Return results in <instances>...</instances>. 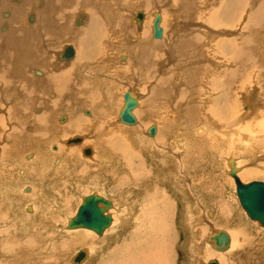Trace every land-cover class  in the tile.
I'll use <instances>...</instances> for the list:
<instances>
[{
	"label": "bare ground",
	"instance_id": "obj_1",
	"mask_svg": "<svg viewBox=\"0 0 264 264\" xmlns=\"http://www.w3.org/2000/svg\"><path fill=\"white\" fill-rule=\"evenodd\" d=\"M114 1L121 8V11L133 9V6L137 4L136 1H138V7L143 9L142 11L133 12L131 19L135 25L132 23V30H130L129 20L125 15L118 14L114 4L111 2L103 3L104 1L102 0H0V115L7 116H0V143L4 147L1 151L4 159L6 158V161L3 160L6 162V166L4 165L0 168V171H2V173L0 172V183L3 182L6 185L7 191L10 192L11 196L12 194H17L16 196L22 198L21 200L24 201V203L22 202V207L25 204L24 211L28 218L24 221L23 214H21L22 217L11 215L9 224L5 225L1 222V219H3L1 218L0 246L3 247L4 238L11 236L22 237L21 235H24L32 237L30 240L28 238L29 242L26 240V243L19 245L21 248L19 251L23 253L21 257L23 258L22 264H33L29 263L28 260L34 257V252L31 248H27L28 245L29 247L31 246V241L34 242L32 234L34 233L32 230L34 227L32 225L38 220L34 221V218L31 220V217L35 215L41 216L39 218L40 222L42 221V224L39 222L40 226L45 225L47 222L51 225V228H54V219L58 213H63L62 208H65L72 201L71 196L67 194V198L63 199L62 204L52 201V195L48 193L45 186L49 183L48 177L51 176L44 175V178H42L39 174L42 170L48 175L51 171H54V167L51 166L54 163L53 159L55 161L56 159L62 160L61 165L64 164L63 167H67V169L75 168L74 160L79 158L78 153L75 151L76 149L80 156L88 157L85 160H89L90 163H99V168H96L97 165H95L93 171L87 172L90 176L86 175L89 176L88 178L96 175L94 182L90 184L96 191L92 192L91 195L101 196L111 203L106 215L111 216L112 223L102 235H98L89 229H69V222L73 217L68 218L61 227L51 230L54 237L49 233V240H47L45 247L38 249V258L39 256L42 257V255L50 256L54 254L51 259H55L54 264H57V258H61L62 254H64L63 252L69 246H78L80 249L72 256L68 255L61 264H68V262L69 264H94L100 252H105L106 250L108 251L100 259L99 264H170L173 263L172 257L175 259V254L172 242L165 244V238L169 236V229L163 222V208L165 200H167V197L165 198L166 195L163 196L165 193L163 190V167L167 169V172L169 171L164 176V179L169 184L168 188H172V194H174V197L176 196V199H179L183 197V194H187L184 182L188 181V185H192L195 188L199 184V182L196 183L197 180H191L190 177L194 178V174L197 173L194 172V169H197L199 163L194 161L198 154H194L200 151L197 145L207 143L208 139L206 140V137H203L204 135L209 134L212 137H217L214 140L219 141H223V136H239V140L243 141H240L237 145L234 144L236 146L231 153L243 154L251 151L249 152V157L255 158L258 157L259 150H264V141H262L264 138L261 140V136L256 137V133H262L264 137V87L255 85L264 83V0H217L216 4L218 6L215 3L209 6L210 11L202 7L203 10L207 9L208 13L205 11L206 14L200 9L199 5L203 6L207 1L212 4L210 3L212 0H177L175 2L177 11L185 21L182 24L180 23L178 30L174 34L177 41H166L168 39H166V27L163 25L164 15L161 12L155 13L153 19L147 20V14L151 16L163 0ZM167 1L173 3V0ZM169 6H171L170 8L173 7V5ZM69 11L70 13H76L72 19L70 13H68ZM203 19H205L204 23ZM156 20H158V36L155 31ZM109 32H113L116 35L119 32V37L123 41H135V43L138 41L135 44L136 46H134V50L130 53V58L137 65L134 70L135 75L133 74L131 77V82L135 81L139 87H145L142 83L148 82L147 80L150 81L152 79L155 82L152 86L153 88L151 87L152 89L148 90V93L154 92V95H150V106H153L152 103H157L156 108L159 109V102L156 99L163 96L168 100L169 104L172 102V104L176 103L178 106L175 108V110L178 109L176 114L170 115L168 111L169 117L166 116L165 125H159V122L152 120L149 114L142 115V111L139 112L144 101L143 93L141 94L137 90H129L123 95V102L120 105L118 104L119 106L117 107L114 97L110 96L114 86L109 85L107 88L103 80H93L92 74L88 76V72L83 74V71L80 70L76 76L71 73L79 65L76 66L74 61L78 58L77 44L82 42V36L86 38L84 42L87 43ZM133 32H135L134 36H132ZM149 38H153L154 41H149ZM68 39L74 41V43L72 42L74 45H70L68 42L62 44L60 49V46L57 47L58 49L54 48ZM170 42H173V45ZM68 47L73 49V55L70 57L64 55ZM42 48H45V50H42ZM207 51H211L212 56L209 55L208 57L207 54L209 52L207 53ZM155 53L168 55L169 61L170 59H176V62L172 64H179L180 71L183 70L182 66H186L184 74L191 77L188 78V84L182 83L181 80L178 81L179 76L172 75L174 71H172L171 61L168 63L167 60L163 59V63L159 61L160 64L155 61V56H153ZM123 60L126 62L128 57ZM165 61L168 64L164 65ZM151 65L152 67L156 65V75H152ZM98 67L95 66V70L98 71ZM96 75L98 74L96 73ZM79 76H83L82 80H80L81 82H78L79 79L76 78ZM119 76L118 73L117 77ZM88 78L93 84L90 87L87 86L86 82ZM124 78V76H120V79ZM174 79H176V82H173ZM95 86H98L100 90L107 89L109 96L98 101L96 97H98L97 93L100 92L98 87L95 88ZM43 90L44 92L42 93ZM174 90H177L176 94ZM186 90H195L193 95L195 98L187 97L186 101L183 102L179 95ZM127 93L136 102V107L132 111L136 122L132 125L123 123L120 117L121 112L125 108V95ZM48 94L50 99H45L42 102L44 105L41 107L38 102ZM86 95H93V104L87 99L84 100V103L80 102L81 96L86 98ZM74 96L80 101L75 102V98L71 99ZM183 98L185 97L183 96ZM4 99L5 104H2ZM65 100H69L70 105H65ZM242 101L246 103L243 108H241L243 106ZM73 103L80 104V113L82 112L85 117L74 115L70 112H61L72 106ZM2 106L9 108L8 112H5L1 108ZM48 106L53 108V110L59 108L60 112L49 111L45 114L44 109L48 110ZM209 106L217 111L215 109L214 111H207L206 107L209 108ZM34 107L36 109L33 113L31 111ZM244 108H246V111ZM156 111V113L160 112V110ZM111 117L118 118L119 123L124 127H118L116 132L110 129V122L113 119ZM144 123L149 126L143 129L144 133H142L141 128H144ZM161 126H164V129ZM153 127L155 128L154 134L150 132ZM85 131L90 132V136L87 135L88 133L84 134L86 133ZM114 134L119 137L114 138ZM46 136L53 139L46 146V150L50 149L51 152L47 151L46 156H41L43 151L42 143ZM109 137L113 138V140L125 141L120 150L122 156L118 157V160H109L108 156L113 155V141L109 140ZM56 139L57 143H55ZM78 139L80 140L79 142H70ZM198 139L200 140L197 142ZM97 141L102 142V146H100L103 151L98 150ZM127 141L131 149L139 150L138 154L130 152V147L126 146ZM193 141L196 142L193 143ZM249 141L256 143V145L249 147L250 145L248 144L249 146L247 147L246 143ZM227 142H221L223 147L226 145L222 148L224 151H229V145L225 144ZM61 146L65 147L64 151H70L68 155L66 152V154L63 153ZM208 147L210 146L208 145ZM86 150L91 151V153L87 154ZM31 152L36 155H30ZM206 152L208 153V151ZM126 154H130L133 158ZM140 154L147 159L149 158L152 161L151 163L153 161L160 163V170L156 166L152 169H146V158L145 160L142 159V161L139 160L138 156L140 157ZM127 158L130 159L127 160ZM46 159L48 164L50 163L49 165H44V160L46 161ZM238 159V156L234 154L224 159L228 167L224 173L227 177H224L229 178L228 180L233 183L235 191L236 183L230 175L233 166L237 171V176L243 183H245L244 179L247 176L256 174L264 177V169L261 168V171L253 170L254 168L247 171L246 168V172H244L245 168H240ZM5 162L1 164H5ZM7 163H11L13 166H9ZM42 165L45 167H42ZM108 165H111L110 168ZM32 166L35 168L30 170L29 167ZM83 168L87 169V171L91 170L90 166ZM63 170L65 169L62 168L57 172L60 173ZM108 170L112 173V176H110L112 177L111 187L108 180L99 181L98 178L99 174L105 176ZM8 171L13 173L11 179L5 175ZM180 172L183 175L179 178L177 174ZM14 173L22 180L19 188L11 186L14 180L18 178L15 177L16 175L14 176ZM53 175L56 177L55 174ZM35 179H38L42 186L39 187ZM55 179L58 178H53L50 182L52 186L57 183V181H54ZM35 182L37 183L36 185L34 184ZM63 182L67 181L63 180ZM27 183L33 185H27ZM116 183H119V187L115 186ZM127 186V190H132L133 192L135 190L133 187L138 188L137 194H144L146 197L145 202L147 201L146 205L141 208V214L136 218L137 223L132 224V226L128 225L132 221V213L127 214L128 212L124 206V209L121 210L120 205L122 203L102 195L109 188L113 190L114 187L116 189L118 187L119 190V188ZM197 188L199 189V185ZM214 190L216 191V189ZM195 191L191 190L195 197L194 203L197 204L200 196L197 197L195 194L197 191ZM130 193L128 192L127 196ZM217 194L219 195V193ZM6 196L9 197V195ZM85 197L81 198V203L78 205L75 216ZM220 197L218 196L217 199L222 200L223 197L221 199ZM35 198L38 199L36 200ZM33 199H35V202H32ZM129 199L126 197L123 204H127ZM237 200L239 202V199ZM10 203L12 206L14 201L12 200ZM46 203L48 205H44ZM190 204L192 205L193 202L190 203L189 201L187 203V209L191 207ZM60 205L62 206L60 207ZM203 205L205 204L203 203ZM35 206H37V209H43L42 215H38ZM134 206L130 205L129 207L134 210ZM218 206L220 207V205ZM209 211L208 214H211L212 217L214 213L211 209ZM243 211L245 212L244 209ZM245 214L248 216L246 212ZM223 215L221 216L223 217ZM247 218L251 220L253 226L262 227L258 221ZM29 220L33 222L31 223ZM26 221L31 224H27L28 222ZM15 223H17L18 227L20 223L22 225V229L19 227L22 231L20 230V234L17 235L18 227L15 226ZM188 223L187 219L184 222V228L192 232V225H194L195 221L190 226L187 225ZM13 226L15 227L13 228ZM219 226L220 224L216 228H221ZM42 228L41 231L46 232L45 228H43L44 230ZM262 228L264 229V227ZM36 231L34 235L38 233ZM212 231L208 238L209 246H206V252H210L209 248L210 250L212 248L217 253L219 252L218 254H229L236 246L234 234L222 229H216L213 233ZM217 238L222 239L221 245L218 243ZM107 245L108 248H105ZM19 246L13 248L16 249ZM1 249L3 250V248ZM8 249L11 250L12 247ZM80 251H84L86 257L80 263H76L74 259ZM197 251L199 252L198 248L194 249L191 246L189 251L186 252L188 257L187 264H198L195 254ZM210 255L214 254L211 253ZM45 259L47 260L46 257ZM51 259H49L48 263L53 264ZM46 260L45 262L41 261V263L48 264ZM1 261L5 263V260ZM32 261H35L34 264H39L38 262H40L35 257ZM211 263L223 264L218 258H210L203 264Z\"/></svg>",
	"mask_w": 264,
	"mask_h": 264
},
{
	"label": "rangeland",
	"instance_id": "obj_2",
	"mask_svg": "<svg viewBox=\"0 0 264 264\" xmlns=\"http://www.w3.org/2000/svg\"><path fill=\"white\" fill-rule=\"evenodd\" d=\"M102 1H104L103 3H108V2L113 3L115 10H117V13L125 15V17L129 20L130 30H132V26L131 25H132V23H134L133 20L131 19L133 12L137 11V10H141V11L143 10L142 8L138 7V1H136L137 4H135V6H133V9H131V10L127 9V11L126 10L121 11L120 10L121 8H119V6L115 4L114 0H102ZM176 1L177 0H173L172 1L173 3H170L167 0H163V2L158 6L159 8L157 7L155 9V11L152 13L151 16L149 14H147V17H148L147 20H149L151 18L153 19V15L155 13L157 14V13L161 12L164 15L163 16L164 17L163 25L166 27V33H167L166 39H168L166 41H177V38H176V36L174 34L178 30V27H179L180 23L182 24V23L185 22L184 19H182L181 15H179V12L177 11V7H176L177 4L175 3ZM216 2H217V0L216 1L212 0V2H210L212 4H209L208 1H207L206 4H204L203 6L199 5V7H200L201 10H203V8H207L208 11H210L209 6L213 5L214 3L216 4ZM169 5H173V7L170 8L171 6H169ZM216 5L218 6V4H216ZM206 10H203V11L205 12ZM206 12L204 14H206ZM68 13H70V11ZM70 15H71V19H72L76 15V13H70ZM203 20H204L203 21V23H204L205 19H203ZM134 25H135V23H134ZM134 28H135V26H134ZM180 28H182V27H180ZM117 35L113 34V32L104 33V35H102L101 37L99 36L100 38H96L95 40L89 41L87 43L84 42L86 40V38L82 36V42L77 44L78 58L74 61L76 63V66L78 64L79 65L74 70L72 69L73 70V71L71 70L72 72L71 71H68V72L73 73L74 76H76L77 73L80 70L83 71V74H86V72H88V76H89V74H92L91 76H93L92 77L93 80H99V79L103 80L105 82V85L107 86V88L109 87V85L110 86H114V90L112 91V93H111L112 95H110V96L114 97V102L116 103V104L115 103L114 104L117 107L123 102V95L126 92H128L129 90H137V91L141 92V94L143 93L144 101L142 102V105H141V108H140L139 112L142 111L141 112L142 115L149 114V116L151 117L152 120L156 121L157 123L159 122V125H165L166 116L169 117V112H170V115H173V113L176 114L178 112L177 111L178 109L175 110V108H177L178 106L176 105V103L172 104V102H171V104H169L168 100H166L164 98V96L163 97H157V99H156L159 102V109L156 108L157 107V103H152L153 106L152 107L150 106L151 105V96L150 95L151 94L154 95V92L151 91V93H148V90L153 88L152 86H153V84H155V82L152 81V79L150 81L147 80L148 82L142 83L145 87L137 86L135 81L131 82V80H132L131 77L133 76L135 67L137 65H135V63L133 62V59L130 58V53H131L132 50H134V46H136L135 44L138 41H136V43H135V41H123L119 37L120 36L119 32H117ZM134 35H135V32L132 33V36H134ZM69 40L70 39L66 40L65 42L63 41L61 43V45H57L54 48H57V47L60 46L59 47V49H60L62 44H66L68 42H69L70 45H74L73 44L74 41H71V40L69 41ZM148 40L149 41H154L153 38L152 39L149 38ZM170 43H171V45H173V42H170ZM42 50H45V48H42ZM208 52H209V54H207L208 57H209V55L212 56L211 55V51H207V53ZM153 56H155V61H157L159 64H160V62L163 63V59L167 60L168 63L171 61L170 64L176 62V59H170V61H169L168 60V55H166V54L163 55L162 53H155ZM125 57L126 58L128 57V60L126 62H125V60H123ZM214 58H215V56H214ZM120 59H122V60H120ZM151 62H152V60H151ZM168 63L165 61L164 65L168 64ZM175 65H176V67H175ZM88 66H90V67H88ZM95 66H99L98 67V71L95 70ZM162 66H163V64H162ZM171 66H172V71H174V72H172V75L179 76L180 78H179L178 81L181 80L182 83L187 85L188 84V78H191V77L187 76L186 74H184V71L186 70V66L185 67L182 66V69H183L182 71H180L179 64H172ZM151 67H152V65H151ZM156 68H157L156 65L152 67V72H153L152 75H156L157 74V72H156L157 69ZM96 73L98 75H96ZM118 73H119L120 76L122 75L125 78L124 79H120V76L117 77ZM35 78H37V77H35ZM76 78L79 79L78 82H81L80 80H82L83 76H79V77H76ZM84 78H86V77H84ZM49 79H52V78H49ZM56 80H58V79H56ZM174 81L176 82V79H174L173 82ZM86 82H87V86H89V87L91 85H93L89 81V78H88V80ZM86 82H85V84H86ZM74 84L76 85L75 82H74ZM255 85H258L260 87L261 86L264 87V83H262V85L259 84V83L255 84ZM84 86H86V85H84ZM96 87H98V86H95V88ZM98 89H99V87H98ZM174 91H175V94H176L177 90H174ZM43 92H44V90L42 91V93ZM99 92L101 93V95H100V93H97L98 97H96L98 99V101H99V99H104V98L109 96V94L107 92V89H103V90L99 89ZM194 92H195V90H186L183 93H180L179 97H181V100L183 102H185L187 97L195 98V96H193ZM183 96L185 98H183ZM69 98H71V97H69ZM73 98H75V96L72 97L71 99H73ZM92 98H93V95H89L86 98L81 96V98H80L81 101L79 99L75 98V102L80 101V102L84 103L85 99L89 100V102H92ZM45 99H50L49 98V94L45 95L38 102L41 105V107L44 105L42 102ZM97 99H96V102H97ZM2 104H5V99H4V102H2ZM64 104L65 105H70V101L69 100H65ZM91 104H93V102ZM245 104L246 103L242 101V105L243 106H241V108L245 107L246 106ZM79 105H78V103H73L72 106L67 107L65 110H62L61 112L62 113L63 112H70V113H72L74 115L85 117L82 112L80 113V109L81 108H80ZM216 106H219V105H216ZM1 108L3 110H5V112H8V110H9V108L4 107V106H2ZM207 108L208 107H206L207 111H211V110L214 111V109H215V108H213V109L210 108V106H209L208 109ZM35 109H36V107H34L31 112L34 113ZM89 110H90V108H89ZM156 110H160V112L156 113L157 112ZM244 110L246 111V108H244ZM49 111L60 112L59 108H55L53 110V108H50L49 106H48V110L44 109L45 114L47 112H49ZM153 112H155V113H153ZM0 116L7 117L6 115H0ZM111 119H112L111 122H110V126L111 127H109L110 129H112V130H114L116 132L118 127H120V128L124 127L121 123H119V119L118 118L116 119L114 117H111ZM154 124L156 125V123H154ZM143 126H144V128H141V131H143L142 133H144L143 129L148 128L149 125L144 123ZM161 127L163 128L164 126H161ZM183 128L185 129V127H183ZM183 128H181V129H183ZM82 133H84V132H82ZM84 134H87L88 136H90V132H86ZM256 134H257L256 135L257 138H258V136H261L260 137L261 140L264 138L262 133H256ZM58 135H60V133H58ZM113 137L116 138V137H119V136L114 134ZM203 137H206L205 138L206 140L208 139L207 143H204V144L200 143L199 145H197V146H199L198 150H200V151H197V153L194 154V155L198 154L196 156L195 161H194V162L198 161V163H199L197 169H194V172H197V173L194 174V178L192 176H191L192 178L189 176L191 180L195 179V180H197L196 183L199 182V184H197V186L195 188L194 186L192 187V185H188L189 184L188 181H186V183L184 182L185 190L187 191V194H183V197L185 196L184 199L187 198V199H185V201H184L183 197L182 198L180 197L179 199H176V196L174 197V194H172V188H170V187L168 188L169 184L164 179V176L167 175V173L169 171L167 172V169H164V167H163V180H164L163 181V190L165 191L163 196L166 195L165 198L167 197L166 198L167 200H165L166 202H165L164 208H163V210H164V213H163V220L164 221L163 222L166 225V227L169 229V231H168L169 236H167L165 238V244L167 242H172V246H173L172 248H173V252L175 254V256H174L175 259H173V257H172L173 263H170V264H187L186 262L188 261V257L186 256V252L189 251L191 246L194 249L198 248V250H199V252L197 251L195 253L198 264L206 263L208 261V259H210V258L211 259L212 258L213 259L218 258V259L221 260V262L223 264H264V229L262 227H259V226H253V223L251 222V220H249L247 218L248 216H246L245 212L243 211V209L241 208V206H240V204H239V202L237 200L238 198L236 196L235 186L233 185V183L230 182V180H228L229 178H226L227 176L224 174L225 170L228 168L227 165L225 164V160L224 159H226L227 156L228 157L231 156V154H234V155L238 156V158H239L238 162L240 163V166H241L240 168H242V169L245 168L244 172H246V168H247V171H250L252 168H254L253 170L257 169L258 171H261L260 168L264 169V150H259L260 152L258 151L259 152V154L257 155L258 157L253 158V157H249L250 156L249 152H251V151L246 152L248 154H246V153H243V154L240 153L239 154V153H236V152H234V153L232 152L231 153L232 149H235V146L237 144H239L240 141H243V140H239V136H237V135H231L230 137H228V136L224 137L223 136V141L216 140L217 137H212L209 134L208 135H204ZM214 138H216L215 139L216 141L214 140ZM109 140L113 141L112 142L113 143V147H112V154L113 155H109L108 156L109 160L110 161L111 160H118V157L122 156L120 150L122 149V146L124 145L125 141L123 142V141L116 140V139L113 140V138H111V137H109ZM199 140L200 139H198L197 142ZM52 141H53V139H50L48 136H46L44 138V141L42 143L43 151H42V155L41 156H46L47 153H48L47 151H50V149L46 150V146L48 144H50ZM262 141H264V139ZM194 142H196V141H193V143ZM221 142L222 143L227 142L225 144H228L230 146L229 147L227 145L229 151H227V150L224 151V149H222L226 145L223 147V144ZM55 143H57V139H56ZM234 144H236V145H234ZM100 145L102 146V142H98L97 141L98 150L103 151L102 150L103 148ZM208 145L210 147H208ZM246 145H247V147L248 146L251 147L252 145H256V143H253V142L249 141L248 143H246ZM2 146H3V144L1 145V143H0V168L2 166H4V165L6 166V162H5L6 158L4 159L2 151H1L4 148ZM126 146L130 147V152L131 153H134V154L135 153H137V154L139 153V150L134 149V148L131 149V146H129V142L128 141L126 143ZM204 146H205V148H203ZM220 147H221V149H220ZM64 148L62 147L63 153L66 152L67 155H68L70 151L69 152L64 151ZM215 148H217V149L219 148L220 151L215 149ZM203 149H204V151H202ZM75 151H76V153H78V156H79V158H76L74 160V164L76 165L75 168L67 169V167H63L64 164L61 165L62 160H57L56 159V161H55V159H53L54 163H52L51 166L54 167V171H51L49 175L46 174V172H44L43 170L40 173L38 172L42 178H44V175L45 176H51V177H48L49 178V180H48L49 183H47V185H45V186L47 187L48 193H50L52 195L51 196L49 194L51 196L52 201H55V202L57 201L59 204H62L63 199L67 198L66 194L68 196H71V200H72L67 205L68 207L66 206L65 208L64 207L62 208V210H63V213H61L62 215L60 213H58V215L54 219V222H55V224L53 226L54 228H51V225L48 224L47 222H46L45 225H41L40 226L39 225V222H40L39 218L41 216H36L35 215L34 217H31V220H33L32 218H34V221L36 219L38 220V221L33 223L34 225H32L34 227L32 229L34 231V233H35L36 230H37L36 232H38V233H36L35 235H34V233H32L33 236H34V238H33L34 242L31 241V243H30L31 246L29 247V245H28L27 249H29V248L32 249V251L34 252L33 254H34L35 259L38 260V261L40 260V262H38L39 264H42L41 261L45 262V260H46L45 257L47 258L46 261L48 263L50 261L49 259H51V257L54 256V254H52L50 256L49 255L48 256H46V255L43 256L42 255V257L39 256V258H38V254H39L38 253V251H39L38 249L45 247V245L47 243V240H49L50 234H51V236L54 237L53 231H51V230L52 229L56 230L58 227H61L67 221L68 218L74 217L75 214H76L75 212H76V210L78 208V205L81 203V198L85 197L87 195H91L92 192L96 191V189L90 185V184H92L94 182V180L96 178V175L94 177L91 176L90 178H88L90 175L87 172L90 173L91 171H93V167L95 168V165L98 166L99 163H95V162H91L90 163L89 160L88 161L85 160L88 157H85L83 155L80 156V153L76 149H75ZM206 151H208V153ZM31 154H35V153L31 152L30 155ZM130 154H126V155L132 157ZM144 154H145V152H144ZM204 154H205V157H204ZM223 156H225V157H223ZM41 158L45 159L43 157H41ZM145 158L146 157L141 155V154H140V157L138 156V159L141 160V161H142V159L145 160ZM128 159H130V158H127V160ZM148 159L146 158V164H145V168L146 169H152L154 166H156L157 169L160 170V168H161L160 163H157V162L155 163L154 161H153V163H151L152 161H150V159L148 161ZM3 160H5V161H3ZM211 161H213V162L211 163ZM4 162H5V164H1V163H4ZM46 162H47V159H46V161L44 160V163H45L44 165L48 164V162L47 163ZM7 164H9V166H13L11 163H7ZM87 164H91V165H87ZM85 166H90L91 170L87 171V169L83 168ZM97 166H96V168H99V166L98 167ZM108 166L110 168L111 165H108ZM42 167H45V166L42 165ZM29 168L31 170L32 168H35V167L32 166V167H29ZM62 168H64L65 170L61 171L60 173L57 172V171H59ZM111 168H113V167H111ZM50 169H52V168H50ZM157 169H155V170H157ZM177 169H179V168H177ZM0 172L2 173V171H0ZM178 172H179V170H178ZM11 173H12V171L11 172L8 171L7 172L8 175L5 173L7 178L10 177L9 179H11V177L13 176V173L12 174ZM63 173H64V175H63ZM101 173H102V171H101ZM53 174H55L56 177H54ZM86 174H88L89 176L86 175ZM15 175L16 174L14 173V176ZM62 175H63V177H61ZM121 175H122V173H121ZM182 175L183 174L181 172L177 174V176L179 178L182 177ZM110 176H112V173L108 170L107 174L105 176L99 174L98 178H99V181L108 180L109 181V185L111 187V185H112L111 184L112 183L111 182L112 181V177H110ZM224 176H226V177H224ZM15 177H18V178H17V180L16 179L14 180V183L12 181L13 184H11V186H15V188H19V185H21L22 180H21V178H19L18 175H16ZM53 178H58V179L54 180V181H57L56 185H54V186H52L51 183H50ZM246 178L244 179L246 184L250 183V182H253V181H262V182H264V177H262V175H256L255 174L254 176H247ZM9 179H7V180H9ZM35 180L38 183L37 184L35 182L34 183L35 185L37 184V185H39V187L42 186L38 179H35ZM63 180H66L67 182H63ZM15 181H16L17 185L15 184ZM58 181H60V183H58ZM28 184L29 183H27V185ZM1 185H3V186H1ZM29 185H33V184H29ZM198 185H199V189L197 188ZM215 185H216V187H214ZM115 186L119 187V183H116ZM118 187H117V189L114 187L113 190L108 187L109 188L108 189L109 192L107 191V192H105L102 195H104L108 199H111L113 201L122 203V205H120L121 210H123L124 207H125L127 212H128L127 214H129V213L131 214L132 213V221L130 223H128V225L132 226V224L137 223L136 218L141 214L142 206L144 207L146 205V203H147V201L145 202L146 197L142 193L137 194V189L138 188L133 187V189H135L134 190L135 193H134L132 190H127L128 186L125 187L126 189L125 188H119V190H118ZM214 189H216V191ZM75 190H77V191H75ZM191 190L192 191L196 190L197 191V192L195 191L196 192L195 193L196 196L197 197L200 196L198 198L199 200H198L197 204L194 203L195 197L192 194ZM18 191H20V190L18 189ZM188 191H189V193H188ZM7 192L8 191H7L6 185L3 182H1L0 183V203H1V205H0L1 206L0 207V219L3 218V219H1V222H3V225H5L7 223L9 224V222H10L9 220H10L11 215H14V217H22L21 214H23L24 221H25V219L27 220L28 218L26 217V215H25L26 212L24 211L25 210V204L23 205L24 208L22 207V202L24 203V201L21 200L22 198L19 197V196H16L17 194H14V195L12 194V196H11L9 194L10 192H8V193ZM128 192H131V193H130V195L127 196ZM198 192H199V195H198ZM200 192H201V194H200ZM217 193H219V195ZM222 193H223V195H221ZM224 193H225V195H224ZM6 195H9V197L6 196ZM220 195H221V197H220ZM130 196H131V198H130ZM136 196H137V198H135ZM218 196L220 197V199L223 197L222 200H219V198L217 199ZM11 197H13V198L11 199ZM126 197H128V199L130 198L128 200V203H127L128 205L125 204V203L123 204V202L125 201ZM191 197H192V199H191ZM14 198H15V200H14ZM35 199H33L32 202H35ZM12 200L14 201V203L11 206L10 202ZM204 200H205V202H204ZM189 201H190V203L193 202V204L192 205L190 204L191 207H189V209H187L186 205H187V203H189ZM203 203L205 205H203ZM134 204H135V206H134ZM44 205H48V203H46ZM44 205H42V206H44ZM130 205L134 206V210L130 209V207H129ZM218 205H220V207ZM61 206L62 205H60V207ZM222 207H223V209H222ZM35 209H37V206H35ZM38 209H37L38 215L39 214L42 215L43 214V209L42 208H40L39 210ZM209 209H211L213 211V213H214V215H212V217H211V214H208L210 212ZM187 211H188V213H187ZM221 215H223V217ZM187 219H188V222H189L187 225H189V226L192 224L193 221H195L194 225H192V227H193L192 232H190L188 230H185L186 228H184V222H186ZM31 220H29V221H31ZM29 221H26V222H28L27 224L30 223ZM32 222L33 221H31V223ZM40 223L42 224V221ZM15 224H16L15 226L18 227L17 223H15ZM219 224H220L219 227H221V228H216ZM236 225H237V227H236ZM15 226H13V228ZM21 226L22 225L20 223L19 227L22 229ZM19 227L17 229L18 231H17L16 235L20 234V232L22 231ZM42 227L45 228L46 232L45 231H41ZM216 229L217 230L218 229L226 230V231H229L230 233L234 234V237H235V240H236L235 241V245L236 246H234L233 250H231L229 252V254H226V255L218 254L219 252L217 253L212 248H211V250L209 248L210 252H208V251L206 252V246H209L208 238L211 235V230H213L212 231V233H213ZM191 233H193L194 235L193 234L191 235ZM0 234H1V232H0ZM32 234H31V236H32ZM37 235H38V238H37ZM21 236L22 237H20V236H18V237L11 236V237H8V238H4V240H3L4 243L2 245L3 247L0 246V248H3V250L2 249L0 250V251H2L0 253V264H22L21 261H22L23 258H21V257L23 256V253H20V251H19V250H21L20 246L23 245V243H26L25 242L26 240H27V242H29L28 238L30 240V239H32V237L30 238V237H27V236H24V235H21ZM63 237H61V238H63ZM207 242H208V244H207ZM7 244H8V246H7ZM6 246L8 248L12 247V249L9 250ZM15 246H19V247H17L15 249V248H13ZM105 248H108V245ZM185 248H186V250H184ZM13 249H15V250H13ZM79 249L80 248L78 246H74V247L73 246H69V248L63 252L64 254H62V257L61 258H57V260H56L57 264H61L63 261H65V258H67L68 255L72 256ZM106 251H108V250H106ZM16 252H19V253H16ZM41 252H43V251H41ZM105 252H103V251L100 252L101 255L99 254V256H98V258H97V260H96V262L94 264H99L100 263V259L105 255ZM211 253H213L214 255H210ZM199 255H201V256H199ZM34 257L30 258V260H28V262L29 263L31 262V263L34 264L35 261H32V259ZM193 258H195V257H193ZM1 260H5V263L3 261H1ZM202 261H203V263H202ZM51 262H53V264H54L55 263V259H51ZM48 264H50V263H48ZM68 264H69V262H68Z\"/></svg>",
	"mask_w": 264,
	"mask_h": 264
},
{
	"label": "water",
	"instance_id": "obj_3",
	"mask_svg": "<svg viewBox=\"0 0 264 264\" xmlns=\"http://www.w3.org/2000/svg\"><path fill=\"white\" fill-rule=\"evenodd\" d=\"M158 20L155 22L156 35L158 36L159 30L157 29ZM65 56H72L73 49L68 47L64 53ZM136 107V102L129 97L127 93L125 95V108L121 112L120 117L123 123L135 124L136 120L132 114L133 109ZM150 132L155 133L153 127ZM80 140H73L70 142H79ZM90 154L91 151H87ZM236 183V193L242 208L247 213L248 217L254 221H258L262 227H264V182L253 181L250 183H243L237 176L236 169L232 168L230 174ZM102 205V207H100ZM111 207V203L105 198L97 195H89L83 199V203L79 207L78 213L69 222V229L84 228L94 231L98 235H102L105 229H107L111 223L112 218L110 215H106V211ZM218 243L222 244V239L217 238ZM86 257L84 251H80L74 261L80 263ZM213 264V263H211Z\"/></svg>",
	"mask_w": 264,
	"mask_h": 264
}]
</instances>
